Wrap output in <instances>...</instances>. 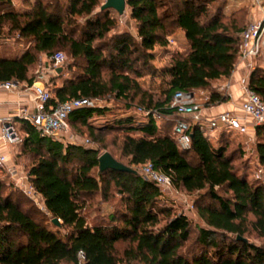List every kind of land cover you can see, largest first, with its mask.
<instances>
[{
	"label": "trees",
	"instance_id": "16d2710c",
	"mask_svg": "<svg viewBox=\"0 0 264 264\" xmlns=\"http://www.w3.org/2000/svg\"><path fill=\"white\" fill-rule=\"evenodd\" d=\"M216 2L126 0L136 37L109 34L116 21L111 9L100 8L101 0H34L28 10L0 13V31L6 28L28 42L19 56H0V81L31 84L39 56L50 58L65 50L72 59L68 69L77 71L53 92L48 89L49 105L111 94L124 101L125 109L137 105L151 111L144 121L131 116L114 119L108 130L121 132L119 149L127 159L125 165L149 161L174 188L199 193L194 205L204 223L195 226L191 240L189 217L159 206L160 192L154 183L137 171H100L93 149L41 137L21 119L18 131L26 137L20 142V154L32 155L24 171L51 220L56 217L61 224L51 222L50 227L42 212L22 196L3 194L0 180V264H79V250L85 254L81 264H264V178L249 180L244 169L236 167L242 160V145L234 147L232 132L226 130L215 142L207 139L204 122L191 123L187 150L172 134L175 117L169 104L175 91L202 89L209 94L208 104L227 98L214 83L229 78L234 70L249 9L237 7L227 13L229 0L213 7ZM0 4L11 6V0ZM77 17L84 20L82 25H76ZM178 30L184 34L187 51L166 52L168 38ZM155 47L169 53L161 66L153 64ZM144 75L159 78L160 89H145L139 82ZM249 87L264 102L263 67L251 71ZM153 109L169 118L158 125ZM107 112L110 108L81 107L67 122L72 131L85 126L92 135L88 120ZM253 146L256 166L264 174V126L256 127ZM71 162L75 164L70 166ZM111 187L118 205L106 218L90 220L86 209L94 196ZM252 233L262 242L249 241Z\"/></svg>",
	"mask_w": 264,
	"mask_h": 264
},
{
	"label": "built area",
	"instance_id": "2783aa9c",
	"mask_svg": "<svg viewBox=\"0 0 264 264\" xmlns=\"http://www.w3.org/2000/svg\"><path fill=\"white\" fill-rule=\"evenodd\" d=\"M255 1V0H254ZM120 17L123 15H119ZM168 42L172 40L168 38ZM264 55V11L260 19L250 21L241 33V44L239 48L238 60L245 63V74L239 81L240 105L239 113L223 111L215 116L206 117L202 114V108L209 100V95L200 90L175 91L171 97L169 107L174 111V124L172 134L178 146L187 150L190 148V126L194 122H204L206 129L204 136L213 140L217 137L219 129L231 131L246 137L245 146L255 143V130L258 126H264V102L259 95L249 87V76L255 67V59ZM50 61L55 65L52 70L57 71V66L63 63L65 55L62 51H56L50 56ZM237 60V61H238ZM51 69L45 70L38 76V79L31 84H23L14 80L0 81V92H31L33 106L27 108L20 106L16 115L18 118L27 121L41 137L48 138L62 144H76L92 147L93 141L89 138L80 139L73 133L68 125V116L77 108L95 107L94 99L88 97H77L57 103L55 106L49 105L51 97L48 88L45 86L46 74ZM45 81V82H44ZM219 91L227 93L228 87L223 86ZM198 95L201 97L198 100ZM143 111V108H139ZM147 115L151 111L144 110ZM0 167L5 168L14 184L30 199L38 208L45 209L41 194L28 181L27 173L14 164L8 162L4 147H9L21 141L14 125V121L9 118L0 119ZM252 131L250 133L249 131ZM146 181L154 183L161 193L175 191L168 176L157 171L151 162H145L138 166L136 170ZM263 176V170L259 168L254 177L259 179ZM188 209L192 205L185 203ZM78 263L85 259L82 250L77 252Z\"/></svg>",
	"mask_w": 264,
	"mask_h": 264
},
{
	"label": "rangeland",
	"instance_id": "374dc122",
	"mask_svg": "<svg viewBox=\"0 0 264 264\" xmlns=\"http://www.w3.org/2000/svg\"><path fill=\"white\" fill-rule=\"evenodd\" d=\"M62 1V0H61ZM102 3L104 0H101ZM34 0H11V6L8 5H2L0 4V13L6 10H12V11H18L22 12L25 10H28L32 7ZM221 2V0H217V2L213 5V7H216ZM240 7H244L249 9V5H242ZM99 9V7L97 8ZM232 9L226 10L227 13H229ZM110 15L115 18L116 26L114 29L110 31L109 34L112 33H130L131 35L135 36V26L134 22L130 20L126 14L124 13L123 16L117 15L115 12L110 11ZM78 22H76V25H82L84 23V20L81 17L76 18ZM244 23L245 26L249 23L248 18L245 20ZM134 32V33H132ZM177 32L174 34V36L169 37L172 42L169 43L168 50L166 52L173 53V52H180L185 53L187 51V42L184 40V38L181 36V40L176 38ZM28 46V42L25 39H20L17 35V33H7L6 28L2 29L0 31V54H2L3 57L7 58H14L16 56H19L23 49ZM179 48V49H178ZM64 53L65 59L63 63L59 64L56 68H59V71L54 72L52 69L55 68V65L50 61V59L41 54L38 58L37 64L33 67L32 72L34 73L35 80L38 79V76L42 74L45 69L48 67L51 69V72L46 74V82L45 86L50 89L53 92V88L56 85H60L62 81L65 78H69L72 76V73L77 71L76 68L68 69V64L72 62V59H70L65 52V50H60ZM156 53V58L153 61V64L156 66H161L167 61L169 57V53L167 54L164 52V50L159 49V47H155L154 50ZM264 68V64H262ZM105 77H107V72L104 73ZM140 84L148 90H154L158 91L160 89V83L161 80L156 77H152L149 75H144L141 79H139ZM219 86L217 83H214V87ZM94 103L98 107H106L110 108V112L104 114V115H95L93 118L88 120V123L91 124L92 129V135H89L88 130L86 127H82L78 130L73 129V133L76 134L80 139L89 138L93 141L92 147H86L81 145L80 142H77L74 145L81 146L83 148H90L97 152V155L100 156L104 152H111L113 156L123 164H127V159L122 157L120 154L119 149V141L121 139V132L118 130H108V123L112 122L114 119H119L121 117L125 116H131L135 118V120L138 121H144L146 119L147 112L143 108V111L139 110V106L133 105L130 108L125 109L124 108V101L122 99L116 98L114 95H106L103 97H98L94 99ZM153 114L155 115V120L157 121L158 125H161L163 121L167 120L168 116H162L158 115V111L153 109ZM169 118V117H168ZM17 126V125H15ZM17 128V127H16ZM72 130V129H71ZM18 135L20 136V139L22 140L25 138L24 132H19L17 130ZM230 139L233 141L234 147L236 144H240L243 147V156L242 160L240 162H237L236 167L240 169V171L244 169V171L248 174V179L251 180L254 176L255 172L259 169L256 166V158L254 154V146L253 144L250 145V148H246L245 141L246 137H241L240 135L236 133L230 134ZM21 142V141H20ZM20 142L14 144L15 148L12 151L10 163L16 165L22 170L28 169V166L32 162V155L21 153L20 154ZM75 163L71 162L70 166L74 165ZM137 170L138 166H130ZM264 178V174L261 179ZM0 180L2 181L4 187H3V194H8L14 192L16 196H22L29 204L30 207H34L38 209L40 212H42L43 217L46 219L47 224L50 227L53 224L51 223V216L46 212L45 209H40L37 207V205L30 200L12 181L10 175L7 173L5 168H0ZM201 193V192H200ZM199 193L195 194H187L185 192H182L178 189H175V191L172 192H165L161 193V195L158 196V205L159 206H166L170 207L176 214H185L189 217L192 225L193 232L191 234V240L195 237L196 231L195 226L202 225L204 226L203 221L200 219L197 210L194 205L195 197ZM105 198V199H104ZM117 193L113 192V188L107 189L106 194H102L101 192L97 193L92 202L90 203V206L86 209V214L88 215L89 219H98V218H106L107 213L113 208H116L117 204ZM188 202L192 205L191 209L186 208L185 203ZM67 230H62V233L66 232ZM248 240L259 244L262 242V239L255 236V234H249L247 236ZM122 244H119V249L122 248Z\"/></svg>",
	"mask_w": 264,
	"mask_h": 264
},
{
	"label": "crops",
	"instance_id": "0c3cea01",
	"mask_svg": "<svg viewBox=\"0 0 264 264\" xmlns=\"http://www.w3.org/2000/svg\"><path fill=\"white\" fill-rule=\"evenodd\" d=\"M244 4L249 5V16H248L249 22L252 20H257V19L261 18L262 13L264 11V0H255V1L254 0H229L228 4L226 6V10H228V9L233 10L237 7L244 5ZM112 11L117 14V12L114 11L113 9H112ZM124 13L129 18V9H128L127 5H126V9H125ZM132 33H134V32H132ZM134 35H137L136 31H135ZM181 36L184 38L183 32L181 30H178L177 34H176V38L181 40ZM0 56H2V54H0ZM262 64H264V55L263 54L258 56L255 59V66L262 67L263 66ZM48 69L49 68L47 67L45 70L47 71ZM245 71H246L245 63L241 60H238L235 67H234V70H233V72L229 78L221 79V80H218L217 82H215L219 85V86H215L217 91H219V88H221L223 86L224 87L227 86L228 87L227 93L229 95H224V92L219 91V92H222V94L227 97L225 101L217 102V103H213V104L212 103L211 104L205 103L203 105V108H202V114L204 115V119H206V117L215 116L218 113L223 112V111H231V112H235L237 114L239 113V105H240V101H241L240 91H239V81L243 77V75L245 74ZM33 82H35V79L33 80ZM23 84H28V83L23 82ZM197 90H200L202 92L207 93L206 91H204L202 89H197ZM200 99H201V97L198 95V100H200ZM21 105L25 106L27 108H31L33 106L31 92H22V91H19V92H0V119L6 118V117L11 118L14 121V125H17V126H15V127H17L16 128L17 130H18V126H19V121L21 119L17 117L16 113H17V111ZM221 131H222V129H219V131L217 133V137ZM249 132L252 133L251 130ZM232 133H234V132H232ZM240 136L244 137L242 135H240ZM217 137L215 139H213L212 141L215 142ZM14 148H15L14 145H11L9 147L7 146V147L3 148V151L7 154L9 163H10L11 154H12V151L14 150Z\"/></svg>",
	"mask_w": 264,
	"mask_h": 264
},
{
	"label": "water",
	"instance_id": "95a60500",
	"mask_svg": "<svg viewBox=\"0 0 264 264\" xmlns=\"http://www.w3.org/2000/svg\"><path fill=\"white\" fill-rule=\"evenodd\" d=\"M101 9H113L117 12L118 15H123L126 9V0H105L101 7ZM60 69L57 68V71ZM192 137V133H190V138ZM99 170L103 171L105 169H112L115 171H127V172H136V169L129 167L116 159H114L109 152H104L98 157ZM51 222L59 226L61 224L60 220L56 217L52 218Z\"/></svg>",
	"mask_w": 264,
	"mask_h": 264
}]
</instances>
